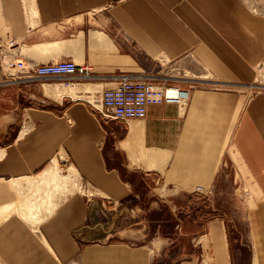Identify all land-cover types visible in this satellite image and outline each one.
<instances>
[{"label":"crops","instance_id":"0c3cea01","mask_svg":"<svg viewBox=\"0 0 264 264\" xmlns=\"http://www.w3.org/2000/svg\"><path fill=\"white\" fill-rule=\"evenodd\" d=\"M33 4L41 25H68L55 24L44 39L35 35L37 42L60 46L29 62L73 60L97 74L191 84L190 100L185 108L150 105L144 119L105 120L92 103L113 81L63 87L62 81L19 74L10 80L0 63V217L10 214L0 221V264H65L78 254L80 264H238L227 219L217 214L187 212L167 234L161 254L157 241L152 247L127 240L80 245L73 232L85 223L90 199L81 190L57 196L72 186L52 179L48 169L73 168L110 207L160 185L187 193L209 190L223 160L234 162L231 151L259 198L247 214V238L251 264H264V91L244 98L264 61V14L256 15L245 0ZM0 16L6 35L30 38L23 34V0H0ZM189 55L212 76L178 81L153 72L158 56L173 61ZM40 202L47 203L41 216ZM8 207L32 213L34 222L19 212L3 214Z\"/></svg>","mask_w":264,"mask_h":264},{"label":"rangeland","instance_id":"374dc122","mask_svg":"<svg viewBox=\"0 0 264 264\" xmlns=\"http://www.w3.org/2000/svg\"><path fill=\"white\" fill-rule=\"evenodd\" d=\"M245 1L256 15L264 14V0ZM23 10L26 22V28L23 34L30 36L29 39H24L22 35L17 37L6 35L5 24L0 16V63L2 61L14 63L22 60L27 64L34 65L63 61L64 59L47 61V59L44 58L42 59L44 61L41 63H31L28 61V57L37 54H50V52L58 49L60 46L58 42H37L39 37L35 35L43 33L44 35L40 36V39H44L46 37L45 34H53L52 32L56 26L55 24L66 27L68 23L60 21L55 24L50 23L48 25H41L35 12L33 0H23ZM82 14L76 17L77 22L82 23L84 21V16H82ZM27 40L35 42L33 44H27ZM56 46L58 47L55 48ZM162 59L161 56L156 58L158 62L157 69L153 72H158L160 75L171 76L172 80L187 81L184 78H196L195 75H202L197 78L203 79H208L212 76L210 73L205 74L204 71L197 69L198 63L194 56L192 57L189 55L173 61H163ZM105 81L113 80H88L78 82L98 83ZM164 81L166 80L158 82ZM112 85H114V83ZM185 85L186 86L183 87L189 88L191 84ZM250 85L251 86L245 89V99H248L251 95L259 91H264V61L255 68L253 81ZM102 92L100 90L99 93H96V101L99 102L102 97ZM231 154L234 162H230L227 159L223 160L214 185L209 190L198 187L197 192L187 193L178 192L169 187L160 185L148 192L146 191L147 193L145 195L130 196L122 204L111 205L110 207L102 204L98 196L96 194L94 195L93 191L86 183L78 178L73 168H67L66 172H63L62 168L58 170V168L54 166L48 169L49 176H51L52 179L58 181L62 185L72 186L69 190L67 188L60 189V194H57V196L59 195L62 198L64 195L69 196L72 194L69 192L74 193L81 190V192L87 196V199H90L89 213L85 223L73 232L74 237L80 245L92 242L127 240L134 244L152 247V243L157 241L160 243L159 251L155 250V252L161 254L163 249H165V238L167 234L172 233L178 219L185 217L187 212H196L197 215L203 218L212 217L217 214L219 217L227 219L228 227L231 232L232 248L236 251L239 258L238 264H251V246L247 238V214L259 198L251 186L249 181L251 175L247 174L246 167L235 153L231 151ZM60 175L61 177H59ZM43 186L45 187V184L42 183V187ZM199 189L200 192L198 191ZM162 190L166 193L163 194ZM53 198L54 197H51L52 200ZM65 198H63V200ZM59 203L60 202L56 203L55 207H57ZM45 204L47 206V203ZM45 204H39V216L45 211ZM23 211L19 207H8L5 208L2 213L19 212L25 219L33 223V217H31L32 213ZM17 215L20 216L19 214ZM4 218L0 217V221ZM20 218L24 219L21 216ZM35 233L38 236L41 235L39 230L35 231ZM65 264H80V254Z\"/></svg>","mask_w":264,"mask_h":264},{"label":"built area","instance_id":"2783aa9c","mask_svg":"<svg viewBox=\"0 0 264 264\" xmlns=\"http://www.w3.org/2000/svg\"><path fill=\"white\" fill-rule=\"evenodd\" d=\"M1 66L10 80L16 79L18 74L29 79L58 80L67 86L78 81L113 80L114 85L103 90L99 102L92 103L105 120L128 122L144 119L150 105L175 104L185 108L190 100V88L167 81L158 82L156 79H137L129 73L97 75L89 65L72 60L34 65L22 60L14 63L2 61Z\"/></svg>","mask_w":264,"mask_h":264},{"label":"bare ground","instance_id":"6f19581e","mask_svg":"<svg viewBox=\"0 0 264 264\" xmlns=\"http://www.w3.org/2000/svg\"><path fill=\"white\" fill-rule=\"evenodd\" d=\"M46 13V12H45ZM74 84V83H73ZM73 84H70V85H68V86H63V87H70V86H72ZM46 93L47 94H50V91H49V87L48 86H46ZM230 107V106H229ZM57 164V163H56ZM58 170H60V168H58ZM163 191V190H162ZM166 193V192H165ZM32 217V216H31ZM262 222V221H261ZM256 233V232H255ZM263 244V243H262Z\"/></svg>","mask_w":264,"mask_h":264}]
</instances>
